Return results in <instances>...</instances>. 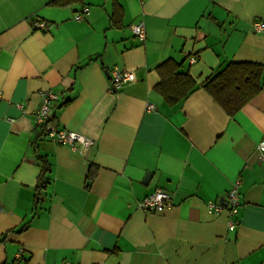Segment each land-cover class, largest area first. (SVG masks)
<instances>
[{
  "label": "crops",
  "instance_id": "crops-1",
  "mask_svg": "<svg viewBox=\"0 0 264 264\" xmlns=\"http://www.w3.org/2000/svg\"><path fill=\"white\" fill-rule=\"evenodd\" d=\"M51 1L0 0V264H264V79L231 116L202 87L229 62L264 63V0ZM168 58L196 84L174 106L155 89ZM114 68L135 80L110 89ZM42 91L91 146L43 134ZM235 182L238 213H208ZM156 189L171 206L144 212Z\"/></svg>",
  "mask_w": 264,
  "mask_h": 264
},
{
  "label": "trees",
  "instance_id": "trees-1",
  "mask_svg": "<svg viewBox=\"0 0 264 264\" xmlns=\"http://www.w3.org/2000/svg\"><path fill=\"white\" fill-rule=\"evenodd\" d=\"M71 1L74 0H53L50 4L64 6ZM179 68L180 64L171 58L157 67L160 82L155 89L169 106L178 104L196 87L192 77L187 72H181ZM262 79H264V63L229 62L205 80L202 87L231 116L260 92ZM48 170L47 162L42 159L33 197L34 206L40 201L41 190L46 186ZM25 228L26 225L18 231Z\"/></svg>",
  "mask_w": 264,
  "mask_h": 264
},
{
  "label": "built area",
  "instance_id": "built-area-1",
  "mask_svg": "<svg viewBox=\"0 0 264 264\" xmlns=\"http://www.w3.org/2000/svg\"><path fill=\"white\" fill-rule=\"evenodd\" d=\"M87 12V7H82L81 12L76 14L75 19L79 20L81 16ZM34 28L46 30L47 24L42 21H35ZM252 29L255 32H264V22L256 21L252 24ZM132 32L134 36L143 41L145 38V29L142 22L133 25ZM190 63L195 62V57L192 56L189 60ZM135 80L134 73L129 70H118L114 68L110 76V89L115 90L120 86L133 82ZM41 102L35 110V123L42 126L43 134L57 144L69 145L75 148V144L81 145L82 149H87L92 145V140L74 131L58 128L52 121L50 116V105L56 99V95L50 91L40 92ZM152 105L148 104L147 109H151ZM259 151V159L264 162V141H260L257 145ZM238 182L228 190L225 200V205L209 201L206 204L208 213H219L226 211L228 216H235L238 213L240 206V195L238 193ZM171 206V195L165 190L156 189L148 194L139 202V207L144 212H162ZM229 227H233L235 222L232 219L228 220Z\"/></svg>",
  "mask_w": 264,
  "mask_h": 264
},
{
  "label": "water",
  "instance_id": "water-1",
  "mask_svg": "<svg viewBox=\"0 0 264 264\" xmlns=\"http://www.w3.org/2000/svg\"><path fill=\"white\" fill-rule=\"evenodd\" d=\"M148 176H149V175H146V176H145V180L147 179ZM220 203H222L223 205H225V203L223 202L222 199L220 200Z\"/></svg>",
  "mask_w": 264,
  "mask_h": 264
}]
</instances>
